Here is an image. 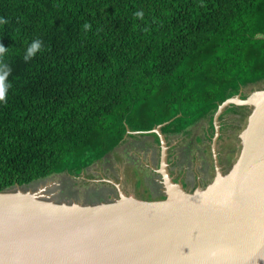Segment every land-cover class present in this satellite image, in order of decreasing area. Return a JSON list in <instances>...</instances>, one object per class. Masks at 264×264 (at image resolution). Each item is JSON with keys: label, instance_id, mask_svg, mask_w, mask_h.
Instances as JSON below:
<instances>
[{"label": "trees", "instance_id": "obj_1", "mask_svg": "<svg viewBox=\"0 0 264 264\" xmlns=\"http://www.w3.org/2000/svg\"><path fill=\"white\" fill-rule=\"evenodd\" d=\"M261 81L264 0H0V192L79 175L128 130L212 122Z\"/></svg>", "mask_w": 264, "mask_h": 264}, {"label": "water", "instance_id": "obj_2", "mask_svg": "<svg viewBox=\"0 0 264 264\" xmlns=\"http://www.w3.org/2000/svg\"><path fill=\"white\" fill-rule=\"evenodd\" d=\"M239 96L240 92L238 104H254ZM236 98L225 100L218 111ZM257 110L244 131L243 150L231 179L241 174L237 170L249 152L246 135ZM163 124L149 132L160 136L164 157ZM162 175L170 187L168 196L141 202L120 193L118 199L66 204L1 191L0 264H264L263 213L249 201L256 193L241 195L247 185L239 189L238 183L236 193H231H238L239 199L229 198L238 206L221 205L218 187L181 195L169 176Z\"/></svg>", "mask_w": 264, "mask_h": 264}, {"label": "rangeland", "instance_id": "obj_3", "mask_svg": "<svg viewBox=\"0 0 264 264\" xmlns=\"http://www.w3.org/2000/svg\"><path fill=\"white\" fill-rule=\"evenodd\" d=\"M260 92H264V81L247 85L240 91L241 99L250 98L254 104H238L240 100L235 95L236 103H227L219 111L217 109L212 114V122L206 117L188 126L184 133L163 134L167 145L164 157L158 133L155 134L158 135L159 142L152 134L133 133V136H126L124 142L99 161V164H92L79 175L52 174L26 185L16 184L5 191L29 193L44 201L66 204H87L99 197L103 201L118 199L120 193L141 202L143 198L168 196L170 187L167 186L163 173L172 180L178 194L204 193L215 186V190L218 187L216 191H221L218 199L221 205L238 206L234 201L230 203L229 198L232 196L239 199L238 193L236 196L231 193H236L234 187L238 183L239 189L244 186L243 175L241 173L231 179V174L241 156L244 131L252 112L258 108L255 124L264 106V101L259 96L264 93ZM251 128L246 135L249 146L252 139ZM246 158L247 155L237 172L243 170ZM243 191L245 192V188ZM206 195L207 193L202 196ZM256 199L257 204L254 206L262 214L264 193ZM249 204L248 202L244 206Z\"/></svg>", "mask_w": 264, "mask_h": 264}, {"label": "bare ground", "instance_id": "obj_4", "mask_svg": "<svg viewBox=\"0 0 264 264\" xmlns=\"http://www.w3.org/2000/svg\"><path fill=\"white\" fill-rule=\"evenodd\" d=\"M259 96L262 97L264 101V94ZM251 131L252 139L249 146L250 149H248L249 152L247 154L246 163L241 173L243 175V184L249 187L247 190L245 187V191L251 190V192L256 193L254 196L250 194L249 201L257 204L256 198L264 193V106L256 118ZM244 194V191L241 192V195L244 196ZM250 213L251 212H247V214L251 216ZM262 217L264 218V212Z\"/></svg>", "mask_w": 264, "mask_h": 264}, {"label": "crops", "instance_id": "obj_5", "mask_svg": "<svg viewBox=\"0 0 264 264\" xmlns=\"http://www.w3.org/2000/svg\"><path fill=\"white\" fill-rule=\"evenodd\" d=\"M97 163L99 164L100 162H96V163H94V164H97ZM94 164H93V165H94ZM102 173H103V172H102ZM103 174H105V173H103Z\"/></svg>", "mask_w": 264, "mask_h": 264}, {"label": "flooded vegetation", "instance_id": "obj_6", "mask_svg": "<svg viewBox=\"0 0 264 264\" xmlns=\"http://www.w3.org/2000/svg\"><path fill=\"white\" fill-rule=\"evenodd\" d=\"M109 196H110V194H109Z\"/></svg>", "mask_w": 264, "mask_h": 264}]
</instances>
